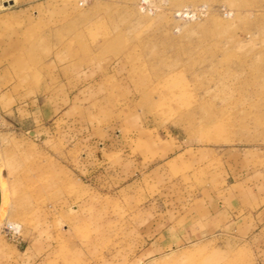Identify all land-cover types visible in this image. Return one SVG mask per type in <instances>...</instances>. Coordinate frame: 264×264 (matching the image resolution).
Wrapping results in <instances>:
<instances>
[{"label": "rangeland", "instance_id": "1", "mask_svg": "<svg viewBox=\"0 0 264 264\" xmlns=\"http://www.w3.org/2000/svg\"><path fill=\"white\" fill-rule=\"evenodd\" d=\"M14 1L0 264H264V0Z\"/></svg>", "mask_w": 264, "mask_h": 264}, {"label": "built area", "instance_id": "2", "mask_svg": "<svg viewBox=\"0 0 264 264\" xmlns=\"http://www.w3.org/2000/svg\"><path fill=\"white\" fill-rule=\"evenodd\" d=\"M4 232L10 236L11 239L18 238L21 232V227L18 229L14 224H8L4 226Z\"/></svg>", "mask_w": 264, "mask_h": 264}, {"label": "crops", "instance_id": "3", "mask_svg": "<svg viewBox=\"0 0 264 264\" xmlns=\"http://www.w3.org/2000/svg\"><path fill=\"white\" fill-rule=\"evenodd\" d=\"M12 1V2H11ZM9 3V5L6 7V9L0 11V16H7V15H10L12 12L10 9H12L14 6H15V1L13 2V0H7V1H4V7H5V3ZM12 3V4H11ZM9 247L11 248V246L9 245ZM19 249L17 248L16 250L13 249V251L16 253Z\"/></svg>", "mask_w": 264, "mask_h": 264}, {"label": "water", "instance_id": "4", "mask_svg": "<svg viewBox=\"0 0 264 264\" xmlns=\"http://www.w3.org/2000/svg\"><path fill=\"white\" fill-rule=\"evenodd\" d=\"M8 3H5V5L7 6ZM12 4V3H11Z\"/></svg>", "mask_w": 264, "mask_h": 264}]
</instances>
